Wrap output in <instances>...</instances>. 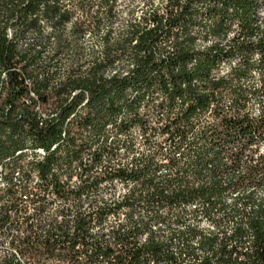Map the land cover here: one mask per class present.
Instances as JSON below:
<instances>
[{
	"label": "trees",
	"instance_id": "1",
	"mask_svg": "<svg viewBox=\"0 0 264 264\" xmlns=\"http://www.w3.org/2000/svg\"><path fill=\"white\" fill-rule=\"evenodd\" d=\"M263 9L0 0V204L67 206L24 264H264Z\"/></svg>",
	"mask_w": 264,
	"mask_h": 264
},
{
	"label": "built area",
	"instance_id": "2",
	"mask_svg": "<svg viewBox=\"0 0 264 264\" xmlns=\"http://www.w3.org/2000/svg\"><path fill=\"white\" fill-rule=\"evenodd\" d=\"M21 178L17 175L15 182ZM38 181V178H33ZM0 187V194L2 193ZM42 202H36L35 191L30 188L24 193H19L15 199L2 201V207L7 206L5 215V224L0 225V258L2 256H15V248H20L21 242L27 240L34 244L35 239L39 238L45 241L50 233L55 234V239H60L62 234H57V227L68 228L64 222V215L67 213V206L61 201L49 204V196L42 198ZM36 202V203H35ZM75 215V211H71ZM71 232L74 231V223L71 222L69 227ZM59 264V263H57Z\"/></svg>",
	"mask_w": 264,
	"mask_h": 264
},
{
	"label": "bare ground",
	"instance_id": "3",
	"mask_svg": "<svg viewBox=\"0 0 264 264\" xmlns=\"http://www.w3.org/2000/svg\"><path fill=\"white\" fill-rule=\"evenodd\" d=\"M261 15H264V9L261 13ZM259 115V114H258ZM40 155H45L44 151L43 150H38L37 151ZM8 175V172L5 171V168L3 167V165H0V187H3L4 186V183H5V179H6V176ZM18 175V174H16ZM15 256L17 257V259L24 264V261L23 259L20 257V255L18 254L16 248H15Z\"/></svg>",
	"mask_w": 264,
	"mask_h": 264
},
{
	"label": "rangeland",
	"instance_id": "4",
	"mask_svg": "<svg viewBox=\"0 0 264 264\" xmlns=\"http://www.w3.org/2000/svg\"><path fill=\"white\" fill-rule=\"evenodd\" d=\"M134 1H135V5H136V6H139V1H140V0H134ZM83 210H86V208H84ZM56 264H57V263H56Z\"/></svg>",
	"mask_w": 264,
	"mask_h": 264
}]
</instances>
